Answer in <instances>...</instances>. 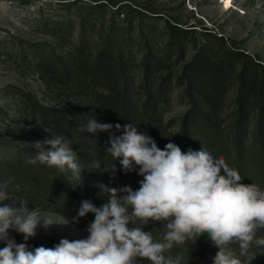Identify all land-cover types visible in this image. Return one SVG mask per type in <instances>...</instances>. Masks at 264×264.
I'll return each instance as SVG.
<instances>
[{
	"label": "rangeland",
	"instance_id": "rangeland-1",
	"mask_svg": "<svg viewBox=\"0 0 264 264\" xmlns=\"http://www.w3.org/2000/svg\"><path fill=\"white\" fill-rule=\"evenodd\" d=\"M169 23L194 30L172 31ZM69 55L78 66L73 72ZM107 61L114 64L113 82L126 83L131 100L159 103L163 139L180 131L204 93L216 107L214 128L229 131L241 85L252 132L264 109V0H0V183L11 196L0 206L19 207L15 199L24 200L42 216L65 218L42 183L34 186L28 178V168L39 162L29 161L49 147L36 142L56 136L41 116L50 108L51 117L70 124L90 115L89 106L100 122L115 126L95 101L108 93L110 82L101 76ZM16 171L26 176L20 183L6 176ZM69 221L47 230L38 226L34 238L88 237L93 220ZM17 235L10 232L15 241Z\"/></svg>",
	"mask_w": 264,
	"mask_h": 264
},
{
	"label": "clouds",
	"instance_id": "clouds-1",
	"mask_svg": "<svg viewBox=\"0 0 264 264\" xmlns=\"http://www.w3.org/2000/svg\"><path fill=\"white\" fill-rule=\"evenodd\" d=\"M114 127L121 131L120 124L114 126L91 116L83 130L112 133ZM107 143V154L125 173L137 171L143 177L139 188L99 184L102 193H108L107 202L97 207L83 200L73 218L78 222V218L94 214L88 237L63 238L52 248L40 246L34 251L26 243L16 244L10 232L22 234L27 241L36 236L38 226L47 230L52 225L68 224L69 219L42 216L24 200L15 199L19 207L0 206V243L5 245L0 248V264H137L138 258H146L150 264H186L180 256L165 253L202 234L218 249L212 264H245L240 256L248 255L253 242L264 247V237L256 236L257 230L264 228V189L240 183L241 175L223 156L201 145L182 151L169 142L161 149L133 123L124 125L120 135L110 134ZM36 144L49 147L30 163L38 160L61 173L69 172L76 180L87 168L101 173L116 171L115 163L111 168L102 167L98 159L82 165L71 141L62 136ZM5 187L0 183V202L11 197ZM150 221L164 223L160 239L153 231L143 230ZM130 224L135 227L130 228ZM234 243L239 246V255L230 247Z\"/></svg>",
	"mask_w": 264,
	"mask_h": 264
},
{
	"label": "trees",
	"instance_id": "trees-1",
	"mask_svg": "<svg viewBox=\"0 0 264 264\" xmlns=\"http://www.w3.org/2000/svg\"><path fill=\"white\" fill-rule=\"evenodd\" d=\"M68 5L71 4H64L63 6ZM119 13L123 12L119 10ZM169 28L172 31L175 29L185 32L194 30L175 23H169ZM68 58V72H73L78 67L77 63L75 59H72V56L69 55ZM111 62H104L101 72L102 78L110 82L108 93L100 94L95 101L100 105L99 111L102 116L121 125L120 132L112 130V133L100 132L92 134L84 131L83 126L87 123L89 117L96 116L98 120L100 119V116L91 113L93 108L91 106V108L86 106L90 115L84 114L83 117H79L80 119L78 117L74 120L71 119L70 124L61 118L51 117V113L48 112L50 108H44L45 113L41 116L42 122L49 126L56 136H62L66 140L71 141V146L77 152V157L82 165L87 166L94 159H98L102 167L107 165L108 168H111L114 163L116 165L115 172L105 171L101 173L96 172L98 171L96 169L87 168L79 180L68 176L66 172L61 173L55 167H49L41 162L31 165L28 168L30 174L28 178L31 179L34 186L42 183V191L51 199L50 201L55 205V210L64 217L66 216L68 219L73 220V216H77L81 201L89 200L97 207L107 202L108 193H102L98 186L99 184L117 189L124 186H131L133 190L139 188V182L143 177L138 175L137 171L125 173L119 162L114 161V158L107 154L105 150L110 146L107 143L110 134L120 135L123 126L130 123L137 126L141 132H146L150 135L161 149H164L169 142L178 145L182 151H187L189 148H197L200 145L206 147L215 155L223 156L229 167L239 172L242 177L240 183L246 185L254 183L264 189V109H261L257 115L254 130L252 132L247 131L250 124L247 122L242 110L245 102H247L245 101L247 91L244 85L240 86L237 94L238 117L234 122H230L229 131L220 132L214 128L216 107L213 103V98L204 93L199 102H195L194 107L190 108L185 114L180 125V131L177 134H171V136L166 135L163 139L161 134L164 129V111L159 113V103L157 101L154 102L150 97H146L140 105L138 102L131 100L127 95L126 83L113 82L114 64ZM205 62L206 60L202 62L204 66H206ZM189 85L192 86L191 83ZM80 88L84 89L82 86ZM173 122L171 120L166 123V127L169 128ZM75 123L77 125H73ZM15 162H22L21 157H17ZM6 176L19 183L26 178V176L17 171L7 172ZM80 219L94 220V214L89 213ZM129 227L132 228L135 225L130 224ZM163 227V222L150 221L148 225L144 226L143 230L153 231V235L160 239L163 236ZM256 236L264 237V228L258 229ZM15 243H26L28 249L34 251L35 248L40 246L52 248L58 242L55 239L35 238L26 242L23 239V235H17ZM230 247L239 255L238 244L234 243ZM217 251L218 249L208 239L207 235L202 234L197 239L193 237L183 242V244L175 246L165 255L180 256L186 260V264H212V257L215 256ZM240 259L245 264L249 260H251V264H264V247H258L253 242L248 250V255L240 256ZM137 264H150V261L146 258H138Z\"/></svg>",
	"mask_w": 264,
	"mask_h": 264
},
{
	"label": "bare ground",
	"instance_id": "bare-ground-1",
	"mask_svg": "<svg viewBox=\"0 0 264 264\" xmlns=\"http://www.w3.org/2000/svg\"><path fill=\"white\" fill-rule=\"evenodd\" d=\"M229 3H230V2H229V1H227V5H229Z\"/></svg>",
	"mask_w": 264,
	"mask_h": 264
}]
</instances>
